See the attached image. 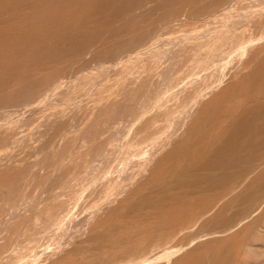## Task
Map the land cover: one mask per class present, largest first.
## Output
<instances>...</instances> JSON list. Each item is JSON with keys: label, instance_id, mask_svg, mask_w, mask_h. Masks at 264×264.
<instances>
[{"label": "bare ground", "instance_id": "bare-ground-1", "mask_svg": "<svg viewBox=\"0 0 264 264\" xmlns=\"http://www.w3.org/2000/svg\"><path fill=\"white\" fill-rule=\"evenodd\" d=\"M0 264H264V0H0Z\"/></svg>", "mask_w": 264, "mask_h": 264}, {"label": "rangeland", "instance_id": "rangeland-1", "mask_svg": "<svg viewBox=\"0 0 264 264\" xmlns=\"http://www.w3.org/2000/svg\"><path fill=\"white\" fill-rule=\"evenodd\" d=\"M185 29H186V28H183L182 31H181L180 33L183 34V32H185L188 28H187L186 30H185ZM184 30H185V31H184ZM252 33H254V32H252ZM252 33H251V34H252ZM253 35L256 36V33H255V34H252V36H253ZM233 63H234V62H232V64H233ZM236 63H237V62H236V60H235V63H234V64H236ZM232 64H231V65H232ZM231 65H229V66L232 67Z\"/></svg>", "mask_w": 264, "mask_h": 264}]
</instances>
